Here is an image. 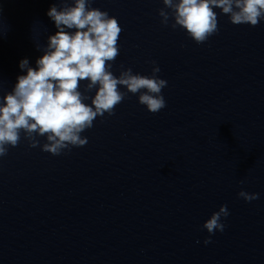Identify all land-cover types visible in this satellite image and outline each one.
<instances>
[{"label": "clouds", "instance_id": "clouds-1", "mask_svg": "<svg viewBox=\"0 0 264 264\" xmlns=\"http://www.w3.org/2000/svg\"><path fill=\"white\" fill-rule=\"evenodd\" d=\"M60 3L62 7L54 3L47 12L57 32L48 37L36 67L21 60L19 67L26 75H19L14 88L0 96V158L20 144L22 133L29 147H40L53 156L86 146L88 139L81 134L94 126L97 117L114 115L128 93L138 94V102L150 113L166 107L161 93L168 82L157 75L161 69L156 61H149L153 65L150 76L134 73L122 64L119 76L113 73L123 31L115 17L91 7L94 0ZM162 4L158 10L162 25L171 21L173 29H184L197 44H204L219 31L214 9H220L233 25L256 27L264 20V0H162ZM37 49L41 50L39 45ZM83 81L87 83L81 92ZM94 89V96L85 95ZM89 99L91 104L85 103ZM38 137H45L46 142L41 144ZM237 195L246 202L259 198V193L244 190ZM229 214L227 205H221L205 221L202 227L210 234L205 244L211 243L217 231L225 230L222 221Z\"/></svg>", "mask_w": 264, "mask_h": 264}, {"label": "water", "instance_id": "water-1", "mask_svg": "<svg viewBox=\"0 0 264 264\" xmlns=\"http://www.w3.org/2000/svg\"><path fill=\"white\" fill-rule=\"evenodd\" d=\"M241 190L259 198L246 202L237 195ZM221 205L230 213L225 230L204 243L200 264H264V20L256 27L233 25L210 216Z\"/></svg>", "mask_w": 264, "mask_h": 264}]
</instances>
